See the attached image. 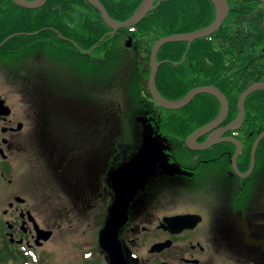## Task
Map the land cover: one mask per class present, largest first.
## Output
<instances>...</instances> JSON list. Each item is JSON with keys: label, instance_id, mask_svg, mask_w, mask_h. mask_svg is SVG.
Returning a JSON list of instances; mask_svg holds the SVG:
<instances>
[{"label": "flooded vegetation", "instance_id": "1", "mask_svg": "<svg viewBox=\"0 0 264 264\" xmlns=\"http://www.w3.org/2000/svg\"><path fill=\"white\" fill-rule=\"evenodd\" d=\"M226 2L227 48L234 72L247 69L249 90L264 84V0ZM86 3L71 29L86 26L82 15L100 13ZM7 7L0 0V264H264V170L242 171L243 125L225 132L227 116L197 139L203 146L215 134L222 142L192 150L187 140L206 126L189 134L199 123L195 112L158 106L149 87L151 55L146 66L148 55L136 57L133 84L126 75L111 82L105 52L87 55L67 40L84 55L68 48L69 56L49 58L39 13ZM30 25L32 32H10ZM11 36L34 40L6 49ZM48 48L62 51L57 43ZM144 150L162 160L131 195L123 222L120 208L114 218L118 172ZM257 150L256 161H264V140ZM238 152L240 174L231 163Z\"/></svg>", "mask_w": 264, "mask_h": 264}, {"label": "trees", "instance_id": "2", "mask_svg": "<svg viewBox=\"0 0 264 264\" xmlns=\"http://www.w3.org/2000/svg\"><path fill=\"white\" fill-rule=\"evenodd\" d=\"M26 1L33 2L36 0ZM98 1L105 7L113 20L122 23L132 18L145 0ZM159 1L156 2V9L149 13L142 23L134 26V28L120 30L112 38L108 36L111 29L102 19L100 13L82 15L81 23L86 25L82 29L73 30L69 27L71 24H76V15H73V13L77 12V9H88L90 7L85 0H48L47 4L38 10L19 8L13 0H5V3L9 8L8 13L20 14L34 11L39 13L40 36L42 37L44 55L46 54L49 58L67 57L70 55L66 54L68 48L73 49L75 55H84L69 44L67 40L74 41L86 51H90L94 46L99 45L93 53L105 52L108 56V66L112 68L114 62L111 63L113 60L110 57L124 51H132L139 55L147 54V61L141 64V66H146L157 41L172 35L201 31L211 26L217 18L216 5L211 3L210 0H162L158 5ZM92 23L96 24L97 27H88ZM46 28H52L57 32L44 30ZM22 30L32 32L33 27L30 25L20 29L17 26L10 32L18 33ZM60 35L65 39L60 38ZM53 36L56 37L52 38ZM104 37L106 39L101 42ZM127 37L133 39L134 47L131 49H127L124 43ZM230 38V27L226 22L215 34L195 41L191 46L188 43L180 42L169 43L162 47L158 57L159 62L162 63L157 74L156 87H158V90L170 101H179L185 98L193 89L216 86L229 102L230 112L226 125L237 120L239 98L247 90L250 83H248L247 69L244 65H237L238 69L234 72L236 65L233 60L235 57L233 52L227 48V44L231 41ZM24 39L33 41L34 36H21L12 39L5 48L11 49L13 45H17L16 48L19 49L20 42ZM49 43H57L59 49L64 52L53 53L48 48ZM15 53L17 52H13L11 55L20 56L21 54ZM239 57L242 56L239 54ZM184 58L185 61L183 62ZM183 72H187V79H184ZM245 106L246 120L242 127V137L245 140L246 148L242 157L245 162L242 171L246 172L251 166L253 143L264 131V92L251 95L246 100ZM220 110L218 99L204 94L196 96L193 102L184 107L183 110L173 112H195L193 115V118L195 117L194 121L199 123L193 126L194 129L189 133L191 134L196 128L206 126V124L217 120Z\"/></svg>", "mask_w": 264, "mask_h": 264}, {"label": "water", "instance_id": "3", "mask_svg": "<svg viewBox=\"0 0 264 264\" xmlns=\"http://www.w3.org/2000/svg\"><path fill=\"white\" fill-rule=\"evenodd\" d=\"M19 7L28 9V10H37L43 8L44 5L47 4L48 0H36L28 2L26 0H13ZM86 2H89L92 6H94L97 10L100 11L101 16L103 20L106 22L108 27L112 30L111 34H109V37L116 36L118 34V31L123 29H129L134 28V26L139 25L142 23L145 19V17L153 12L157 6H155V3L157 0H145L142 6L139 8V10L133 15L132 18H130L126 22H117L113 20L108 11L98 2V0H85ZM214 4L217 6V14L216 19L213 22V24L205 29H202L201 31H196L191 34H179V35H172L168 36L167 38H163L159 41H157V44L153 47L151 51V74H150V81H149V87L151 88V93L153 98L155 99V102L158 104L159 107H162L163 109H166L168 111L171 110H183L184 107L188 106L193 100L196 98V96L208 94L211 96H214L215 98H218L221 104V112L219 116L217 117V120L214 122L206 125V127L199 129V131L195 132L193 136H191L187 142L192 150H207L208 148L213 147L214 145L218 144L219 142H222L220 139H218V136L213 134L208 140L207 143L203 146H200L197 142V139L205 136L207 133L214 131L219 127L221 124L224 123V121L227 119L230 106L228 99L226 96L217 88L212 86H204L194 89L191 93H189L185 98H183L180 101H167L165 98H163L160 93L157 90L156 87V79H157V73L158 69L161 66V63L158 62V56L159 51L162 47L165 45H168L169 43H188L189 46L195 41L201 40L202 38L210 37L214 33H216L218 30L221 29V26L224 24L225 20L227 19V15L229 12V5H227L226 0H212ZM161 3V2H160ZM158 3V5H160ZM15 37V36H14ZM13 36H11L10 39H12ZM106 38V37H105ZM105 38L101 39V42L105 40ZM9 39V40H10ZM100 42V43H101ZM6 43V42H5ZM133 40L130 38L126 42V47L128 49H131L133 47ZM99 45L94 46L90 51L85 52V54L90 55L95 49H97ZM147 54L143 57L146 58ZM264 91V84H255L252 87L249 88V90L245 91L241 94V97L239 98V104L240 106V113L239 118L234 121L233 123L229 124L226 128L225 132L229 131H237L240 130V127L243 125L245 119H246V106L245 102L246 100L256 92ZM264 140V131L262 134L259 135L257 140L255 141L253 147H252V155H251V167L246 173H253L255 167H256V157H257V149L259 147V144ZM227 142L231 141L234 143H237L236 140L233 138L226 139ZM239 149H241V146L239 145ZM239 155V152L234 156L233 160L231 161L233 165V171L236 174H240L237 169V157ZM162 159L154 154H150L146 152L145 150L142 151L138 157L135 158L133 163L131 164L130 168L128 170L119 171L118 172V182H117V190H118V199H117V206L115 213V217H118V208H120L121 211V220L124 222L126 216L123 213L124 208L127 206L131 195L133 192H135L143 182L147 179V175L151 172L153 168L156 167L157 163H159ZM115 222V219H113ZM112 221L111 227L114 225V222ZM121 222V223H123ZM116 223H118L116 220ZM121 225V224H120Z\"/></svg>", "mask_w": 264, "mask_h": 264}, {"label": "rangeland", "instance_id": "4", "mask_svg": "<svg viewBox=\"0 0 264 264\" xmlns=\"http://www.w3.org/2000/svg\"><path fill=\"white\" fill-rule=\"evenodd\" d=\"M216 8H217V6H216ZM216 14H217V12H216ZM128 39H130V37L129 38L127 37L126 40L124 41L125 45H126V42L128 41ZM133 47H134V44H133ZM118 54H120L119 58L118 59L115 58L111 62V63L114 62L112 64L113 67L112 68L108 67V70H109L108 77L110 78V81L113 82L114 79L119 78V76L126 75V77H128V79L130 80V83L133 84L134 80L136 78V75L138 73V70H139V65H138L137 60H136V57H138L139 54L136 53L137 54V56H136V54L133 53L132 51H129V52L124 51V52H120ZM95 55H99V54H95ZM45 57H44V59H46ZM68 72L69 71L64 70V72H62V73L67 74ZM123 80H125V77L123 78ZM115 85H118V83L114 82V84H111L110 85L111 89ZM120 86H121V83H120ZM256 162H257V165H256L254 172H262L264 170L263 159L258 158V160Z\"/></svg>", "mask_w": 264, "mask_h": 264}, {"label": "bare ground", "instance_id": "5", "mask_svg": "<svg viewBox=\"0 0 264 264\" xmlns=\"http://www.w3.org/2000/svg\"><path fill=\"white\" fill-rule=\"evenodd\" d=\"M105 38V37H104ZM106 39V38H105ZM185 61V58L183 59V62Z\"/></svg>", "mask_w": 264, "mask_h": 264}]
</instances>
